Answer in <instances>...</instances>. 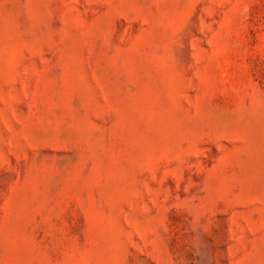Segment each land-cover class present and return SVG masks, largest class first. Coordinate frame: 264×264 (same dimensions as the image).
Wrapping results in <instances>:
<instances>
[{
    "label": "rangeland",
    "instance_id": "rangeland-1",
    "mask_svg": "<svg viewBox=\"0 0 264 264\" xmlns=\"http://www.w3.org/2000/svg\"><path fill=\"white\" fill-rule=\"evenodd\" d=\"M0 264H264V0H0Z\"/></svg>",
    "mask_w": 264,
    "mask_h": 264
}]
</instances>
